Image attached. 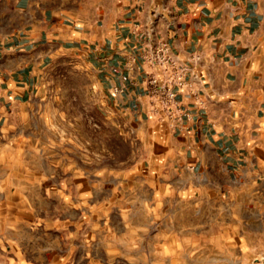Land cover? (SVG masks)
Wrapping results in <instances>:
<instances>
[{
	"label": "rangeland",
	"instance_id": "1",
	"mask_svg": "<svg viewBox=\"0 0 264 264\" xmlns=\"http://www.w3.org/2000/svg\"><path fill=\"white\" fill-rule=\"evenodd\" d=\"M91 65L59 54L0 120V264H264L261 191L178 167Z\"/></svg>",
	"mask_w": 264,
	"mask_h": 264
},
{
	"label": "crops",
	"instance_id": "2",
	"mask_svg": "<svg viewBox=\"0 0 264 264\" xmlns=\"http://www.w3.org/2000/svg\"><path fill=\"white\" fill-rule=\"evenodd\" d=\"M153 21L192 67L175 86L189 113L180 123L154 113L147 96L146 73L159 74L140 56L141 35ZM73 51L89 57L115 105L147 116L178 167L205 177L214 165L233 169L264 201V0H0V120L33 98L53 58Z\"/></svg>",
	"mask_w": 264,
	"mask_h": 264
},
{
	"label": "built area",
	"instance_id": "3",
	"mask_svg": "<svg viewBox=\"0 0 264 264\" xmlns=\"http://www.w3.org/2000/svg\"><path fill=\"white\" fill-rule=\"evenodd\" d=\"M136 28L139 30L141 27L136 25ZM142 28L140 56L145 65L156 69L161 76L146 73L149 103L154 113L161 112L169 120L180 123L184 117H189V113L181 107L175 86L182 83L192 67L171 50L156 21ZM190 59L194 63L198 60L194 55H191Z\"/></svg>",
	"mask_w": 264,
	"mask_h": 264
}]
</instances>
